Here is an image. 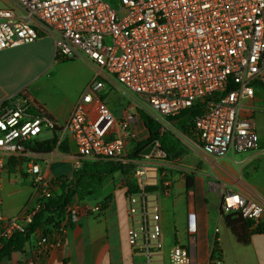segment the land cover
<instances>
[{
  "label": "built area",
  "instance_id": "obj_1",
  "mask_svg": "<svg viewBox=\"0 0 264 264\" xmlns=\"http://www.w3.org/2000/svg\"><path fill=\"white\" fill-rule=\"evenodd\" d=\"M5 1L0 7V51L46 36L57 59H82L94 73L62 126L30 96L28 87L1 109L0 170L11 160L23 163L39 200L18 215L0 214V248L28 229L43 200L56 197L54 182L38 162L45 155L33 149L51 132L58 134V146L73 141L80 158L74 172L101 160L124 166L127 235L136 264H192L188 246L175 243L167 253L164 249L160 196L171 192L167 169L172 164L159 142L130 157L139 116L116 118L102 95L110 87L128 95L163 128L170 117L216 97L194 128L202 150L213 158L207 162L232 181L229 189L220 180V211L239 214L252 232H264V192L252 190L241 174H228L215 161L260 148L253 100L257 90L264 92V0H118L116 6L107 0ZM102 210L99 204L74 199L58 228L40 234L20 264H40L51 250L62 248L71 221ZM208 264H223L216 247Z\"/></svg>",
  "mask_w": 264,
  "mask_h": 264
},
{
  "label": "crops",
  "instance_id": "obj_2",
  "mask_svg": "<svg viewBox=\"0 0 264 264\" xmlns=\"http://www.w3.org/2000/svg\"><path fill=\"white\" fill-rule=\"evenodd\" d=\"M0 3H2L0 7L6 5L5 0H1ZM20 46L0 51V111L14 94L41 74V72H36L29 79V76L24 73L21 69L22 56L17 50ZM53 49L54 44L53 48L51 44L49 54ZM93 73L91 70V79ZM77 98L67 103L48 100H40V102L46 106L57 124L62 126L67 122ZM260 100H264L262 94H255L253 103L256 108ZM112 113L116 118L123 116H118L113 111ZM140 125L146 130L139 117L138 124L133 128L136 129ZM50 134L46 137L44 134L43 141H51L56 137L58 142V134ZM258 135L261 139L258 150L230 153L215 161L226 173L241 174L252 190L263 193L264 143L262 142L264 140L260 133ZM189 137L194 143L190 151V163L187 159L185 164H175L170 161L172 166H169L167 171L173 185L170 194L160 196L165 252L167 253L175 243H179L188 246L192 264H208L209 256L216 247L222 255L223 264H264V232H252L248 244H241L237 241L227 226L224 216L220 213L222 192L220 180H224L229 189L232 188V181L220 171L214 174L213 180L205 184L203 175L207 174L206 168L209 164L206 160L211 161L213 158L208 157L202 150L196 132ZM57 142L50 152L38 151L45 155L38 162L45 176L54 182L56 197L62 193L61 184L56 182L57 178L65 176V180H71L74 164L80 159L72 140L69 139L60 146ZM53 151L57 154L51 158L48 154ZM199 158L206 163L200 161L201 165L196 167L194 162H199ZM60 166H63V169H59ZM190 174H194V178H192V187L188 189L187 177H190ZM31 179L32 175L27 172V167L15 160L10 161L6 170H0V214L18 215L27 206L39 200L31 186ZM124 179L125 175L121 172L110 175L93 195L84 200L78 199L81 204L87 206L99 204L103 210L100 214L82 215L77 222L71 221L67 225L62 248L51 250L40 264H136L127 235L129 223ZM155 190L157 192L158 188ZM206 194L217 199L216 202L210 204L206 199L208 197ZM52 230L51 225L37 229L31 234L30 240L22 251L0 258V264H20L28 256L36 238L43 232H52Z\"/></svg>",
  "mask_w": 264,
  "mask_h": 264
},
{
  "label": "rangeland",
  "instance_id": "obj_3",
  "mask_svg": "<svg viewBox=\"0 0 264 264\" xmlns=\"http://www.w3.org/2000/svg\"><path fill=\"white\" fill-rule=\"evenodd\" d=\"M107 1H109L114 6H116L118 3V0ZM0 5H2V3H0ZM50 43L52 44L53 48V41L49 37L44 36L34 43H28L17 48L18 52H20V55L22 56L21 69L29 76V79L31 76L35 75L36 72H41V74L37 78L33 79V81L28 83L26 87H28L30 96L39 102L40 100L54 101L56 103L72 102L77 97L79 98V96L90 83L92 69L90 65L82 59H56L54 49L52 50V53L49 54V48L51 45ZM256 94H262V97L264 98V92L261 90H257ZM102 95L105 97L110 109L116 115H138L137 105L121 90L115 87L106 88L102 92ZM256 110L257 112L254 114L256 129L264 140V100L259 101L258 108H256ZM163 129L171 132V134H173L174 137L179 141L177 155L175 154V156L170 159L167 158V161H171L175 164H185L187 159L188 163H190V151L194 143L190 140V137L183 132L179 122L172 121L167 127H164ZM136 131L137 141H143L149 136V133L144 130L141 125L136 128ZM50 133L51 132H48L44 135V137L50 136ZM135 142L136 141L131 142L130 154L135 147ZM262 143H264V141ZM148 149L149 148L146 150ZM200 161L202 163H206L203 159L199 158V162L195 161L194 165L199 167L201 165ZM207 166V174L203 175L205 184H207L208 181L213 180L215 173L221 171L212 167L210 164H207ZM161 168L162 167L159 169L162 171L167 169ZM59 169H63V166H60ZM189 176L194 178V174H190ZM221 198L222 196L220 195V208ZM206 199L210 204H214L217 200L212 198V196H208ZM209 209H211L210 206ZM220 213L221 215L225 216L223 212L220 211ZM212 229H214V227Z\"/></svg>",
  "mask_w": 264,
  "mask_h": 264
},
{
  "label": "trees",
  "instance_id": "obj_4",
  "mask_svg": "<svg viewBox=\"0 0 264 264\" xmlns=\"http://www.w3.org/2000/svg\"><path fill=\"white\" fill-rule=\"evenodd\" d=\"M212 99L196 103L191 108L183 110L179 115L170 117V122H179L183 132L191 136L195 132L194 123L196 118L202 114L208 103L214 101L216 97H212ZM137 113L148 131L149 136L143 141L135 142V147L130 157H138L140 153L150 148L154 142L160 143L161 150L165 152L167 158L170 159L175 154L177 155L179 141L174 135L167 130H163L162 126L143 110L137 108ZM56 142V137L51 141L36 142L33 149L36 151L46 150L50 152L56 145ZM117 172H126L121 163L111 160H101L84 163L79 170L73 173L72 180L69 184L65 183V176L57 178L56 182L61 184V195L43 200L42 208L28 229L25 232H16L10 239L3 242L0 248V258L9 257L12 253L22 251L26 243L30 240L31 234L37 229L45 225H51L53 229H57L61 218L65 214L66 206L69 203L73 202L76 198L84 200L86 197L93 195L103 185L104 180L108 176ZM191 187L192 177H187V188L190 189ZM224 218L237 241L241 244H248L252 235L250 223L244 220L239 214H228Z\"/></svg>",
  "mask_w": 264,
  "mask_h": 264
}]
</instances>
